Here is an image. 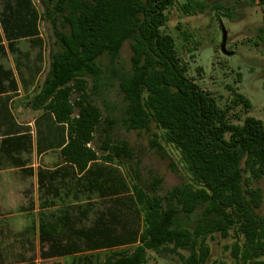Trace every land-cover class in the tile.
I'll use <instances>...</instances> for the list:
<instances>
[{"label": "trees", "instance_id": "16d2710c", "mask_svg": "<svg viewBox=\"0 0 264 264\" xmlns=\"http://www.w3.org/2000/svg\"><path fill=\"white\" fill-rule=\"evenodd\" d=\"M176 1L40 0L53 25L56 46L49 72L31 100L40 111L34 136L12 111L19 83L1 59L8 53L20 57L21 39L41 44V15L33 0H3L0 149L11 158L34 148L38 155L58 151L63 166L39 173V181L54 196L66 186V195L96 199L62 207L52 218L44 215L38 232L48 245L45 256H78L82 264H146L153 251L178 254L186 264H205L211 251L206 240L215 233L228 237L233 230L235 263L264 264V216L258 212L264 195L259 186H252L253 180L264 177V120L247 114L242 124L233 122V107L242 105L249 113L251 100L235 89L232 102L222 107L188 76L173 36L163 32L169 20L166 11ZM213 8L234 16L231 6L215 3ZM185 9L194 13L190 3ZM126 41L131 67L122 72L114 63ZM103 56L110 58L112 77L118 79L127 102L126 127L150 129L155 123L180 151L191 182L161 195L162 178L147 185L120 171L133 158L127 140L114 143L107 133L102 153L91 146L103 117L96 99L105 76ZM29 71L31 81L23 80L25 86L34 82L40 67L29 66ZM99 204L107 205L105 210H97L91 225L79 226L75 217H86L90 207ZM102 250H110L104 261L93 260Z\"/></svg>", "mask_w": 264, "mask_h": 264}, {"label": "rangeland", "instance_id": "374dc122", "mask_svg": "<svg viewBox=\"0 0 264 264\" xmlns=\"http://www.w3.org/2000/svg\"><path fill=\"white\" fill-rule=\"evenodd\" d=\"M33 2L41 15V44L21 39L17 45L23 54L18 57L9 53L1 59V63L14 71L19 83V93L12 102V111L18 122L31 127L35 136L34 120L40 111L32 107L31 100L49 72L50 53L56 45L53 25L45 16L40 0ZM187 3L194 8V13L186 11ZM215 3L231 6L234 16H223L225 11L214 9ZM2 5L3 0H0V10ZM166 13L169 20L163 27V32L173 36L180 58L187 66L188 76L210 92L222 107L232 102L235 89L251 100L252 108L249 113H246L242 105L233 107L229 114L233 122L242 124L247 114L264 120V32H261L264 29V0H177ZM222 25L227 30V49L234 51L233 55H226L221 51ZM193 47L195 49L190 51ZM131 53L130 42L126 41L119 59L114 63L115 67L122 72L128 71L131 67ZM100 64L105 70V76L96 99L103 117L91 146L102 153L100 145L107 133L112 135L114 143L127 140L133 158L120 166V171L128 179L138 176L147 185L155 177L162 178L159 189L161 195H165L176 185L191 182L192 175L183 162L180 151L165 140L164 131L155 123L150 125V129L129 130L126 127L127 102L118 79L112 77L111 60L108 56H103ZM29 66L40 67V71L34 82L25 86L23 80L31 81ZM60 163L62 157L58 151H51L41 158L33 153L28 166L55 167ZM8 177L9 182L0 178V201L3 203L0 205V264H82L83 261L78 256L49 260L44 258L43 247H47V244L40 241L37 228L41 203L51 192L37 186L36 175L10 171ZM252 186H259L264 195V177L259 181L253 180ZM121 199L126 201L125 197ZM106 206L99 204L90 207L86 217L80 218L77 215L75 220L79 226H89L95 219L97 210H105ZM72 211L78 214L77 208ZM258 212L264 216V199ZM235 240L233 230L228 237H223L220 233L209 237L206 243L211 251L205 264H236L231 249ZM122 249L124 248L118 250ZM180 252L184 256L188 255L185 250ZM109 253L110 250L94 253L93 260L103 262ZM146 264L186 263L178 254H157L150 251Z\"/></svg>", "mask_w": 264, "mask_h": 264}, {"label": "crops", "instance_id": "0c3cea01", "mask_svg": "<svg viewBox=\"0 0 264 264\" xmlns=\"http://www.w3.org/2000/svg\"><path fill=\"white\" fill-rule=\"evenodd\" d=\"M7 55H9V53ZM14 99H15V97H14ZM11 106H12V103H11ZM20 124H24V123H20ZM25 125H27V124H25ZM32 134H33V131H32ZM48 152H51V151H47V152H44V153L38 155L37 152H36V149L34 148L30 152H22V153H19V154L15 155L13 158H11V157H9L7 155H4L3 152L0 149V178H2L3 180L9 182L10 178L8 177V173L10 171L29 173L30 175H36L37 182H38L37 186L39 188H41L42 190H44L46 187H45V185H43V183H41L39 181V173H43V172L45 173V172L51 171V170H53L55 168L63 166L64 163H60L59 165H57L55 167L41 166V167H38V168H32L31 166L29 168L28 163L31 161V156H32L33 153H35L37 156H39L41 158L42 156H44ZM27 155H29V156L26 157ZM55 185H57V184L55 183ZM72 187H74V186H72ZM60 189L67 190V187L66 186H60ZM63 190H62L60 196H58V195L54 196V192L53 191H49V192H51V194L42 201L41 208H40V216H39L38 227H39V225H40V223L42 222L43 219L52 218V215L54 214V211H56V212L60 211V209L62 207H63V210H65L66 206H74V205H77V204H85V203L88 204V203H91V202H95V200H96L95 198H91L90 199L87 196L76 198L72 194L66 195L65 192H63ZM83 198H85V199H83ZM2 204L3 203L0 201V205H2ZM54 209H56V210H54ZM70 211H71V209H70ZM56 212H55V214H56ZM44 215H46L45 218H44ZM37 231H38V228H37ZM46 246L47 247H43L44 252L48 250V245H46ZM1 257H2V255H1V251H0V263L2 262ZM62 257H65V256H45L44 255V258L48 259V260L49 259L62 258Z\"/></svg>", "mask_w": 264, "mask_h": 264}, {"label": "water", "instance_id": "95a60500", "mask_svg": "<svg viewBox=\"0 0 264 264\" xmlns=\"http://www.w3.org/2000/svg\"><path fill=\"white\" fill-rule=\"evenodd\" d=\"M222 30H223V39H222V42H221V51L226 54V55H233L234 54V51H230L227 49V30L225 29L224 25H222Z\"/></svg>", "mask_w": 264, "mask_h": 264}]
</instances>
